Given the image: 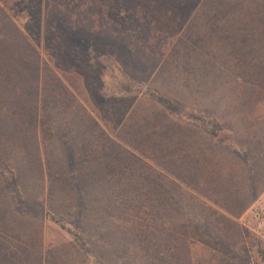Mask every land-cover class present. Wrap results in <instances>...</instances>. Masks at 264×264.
I'll return each instance as SVG.
<instances>
[{
  "label": "rangeland",
  "instance_id": "obj_1",
  "mask_svg": "<svg viewBox=\"0 0 264 264\" xmlns=\"http://www.w3.org/2000/svg\"><path fill=\"white\" fill-rule=\"evenodd\" d=\"M7 3L0 264H264V0Z\"/></svg>",
  "mask_w": 264,
  "mask_h": 264
},
{
  "label": "trees",
  "instance_id": "obj_2",
  "mask_svg": "<svg viewBox=\"0 0 264 264\" xmlns=\"http://www.w3.org/2000/svg\"><path fill=\"white\" fill-rule=\"evenodd\" d=\"M11 8L9 6V4L7 3V0H0V20L2 22H10L11 25H13V21L11 19V17L9 16L11 13ZM9 11V12H8ZM8 24V23H7ZM2 24L0 22V29H2ZM1 31V30H0ZM2 40H4V42L6 43H10L11 40L8 36H6L5 34H3L2 32H0V57H4L5 54L2 53L3 47H2ZM151 98L155 101H157L158 103H160L161 105H163L166 109H168L170 112L173 113H180V108L178 106L177 103L173 102L172 100L160 95V94H151ZM192 119L194 121H197L201 126H205L206 127V122L202 119V118H198L199 116H191ZM212 124V128H211V132L213 134L216 133V128H218V124L216 122H211ZM14 180L12 179V181H10V183H13ZM12 191H13V198L16 200L18 206H21V204L23 203L21 195L17 189V187L14 185L12 186ZM258 243L255 244L254 240H251V238H249L248 243L251 247L256 246L257 249L260 251V253L262 254V250L259 246L260 244V240L257 241Z\"/></svg>",
  "mask_w": 264,
  "mask_h": 264
}]
</instances>
